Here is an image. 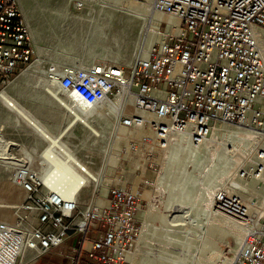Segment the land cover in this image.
<instances>
[{
  "label": "built area",
  "instance_id": "2783aa9c",
  "mask_svg": "<svg viewBox=\"0 0 264 264\" xmlns=\"http://www.w3.org/2000/svg\"><path fill=\"white\" fill-rule=\"evenodd\" d=\"M83 5L75 3L76 9ZM151 8L177 18V32L165 34L168 24L160 23L157 33L163 38L129 68L97 63L51 66L44 73L95 113L113 117V132L148 128L151 135L139 142L153 149L164 151L176 135L195 145L206 143L219 123L253 130L259 138L243 148L252 153L228 174L238 180L263 177L264 0H152ZM40 59L18 0H0V90ZM129 102L140 114L126 112ZM129 147L135 148L134 142ZM57 156L63 170L55 168ZM38 158L41 171L25 160L13 164V181L26 195L21 205L26 214L17 224L0 222V264H19L24 243L45 254L71 235L81 239L66 264H127L142 231L143 202L137 194L112 185L84 204L79 196L85 184L75 194L47 184L68 169L85 175L67 151H41ZM72 179V174L65 177L67 183ZM213 209L246 229L229 264H264V212L253 217L225 183L214 191ZM27 213L37 222L33 228L23 225Z\"/></svg>",
  "mask_w": 264,
  "mask_h": 264
},
{
  "label": "rangeland",
  "instance_id": "374dc122",
  "mask_svg": "<svg viewBox=\"0 0 264 264\" xmlns=\"http://www.w3.org/2000/svg\"><path fill=\"white\" fill-rule=\"evenodd\" d=\"M76 1L18 0L23 17L21 3L28 7L32 14L30 23L25 20L28 27L29 24H31V27L41 26L45 30V34L52 37V39L46 38L41 43L35 44L36 49L41 54L40 60L42 61L29 67L0 91H4L10 101L24 109L29 118L56 137L55 152L67 151L73 160L85 164L92 173L99 175L98 182L90 181L83 187L79 196L82 203L85 204L94 195L96 198L98 194L103 196L105 191L112 185H120L132 190L142 200V208L138 214L139 220L142 222V229L148 213H156L162 218L161 223L150 220L149 235L145 240H142L143 231H141L139 238L134 243L129 254L134 255L136 264H144L145 262L149 264L148 261L152 264H218L214 258L206 262L210 258L208 246L211 240L215 243L214 248L216 247L219 253L224 254L229 259L225 264H229L237 250L236 239L235 237L219 239L210 235V230L215 225L213 223V212L207 209L205 205V199L208 198L207 188L209 187L206 180L209 175L224 169L229 165L227 163L231 162L230 156L222 149V143L226 144L227 150L233 148L231 142L224 141L221 133L223 129L245 127L229 123L217 124L215 128L220 134H215L213 142L203 146L200 152H196L190 158V161L187 160L188 163L183 164V173L188 176L194 186L190 197L186 199L184 195H179L172 198V186L165 178L167 167L165 152L139 142L142 135H151L148 128L142 129V133L134 137H129L127 135L129 130H125L126 137L116 139L112 131L114 118L105 113H94V116L90 118V123L97 133H93L83 124L74 121L71 111H68L61 103L68 102L65 92L57 89L55 84H50L53 79L44 73V70L51 66L58 68L86 67L97 63H109L129 68L138 56L137 53L140 50L142 41L145 36H148L146 30L149 27L147 26L149 21H147V18L130 21L119 10L113 15H104L106 7L104 2H111V0H103L104 2L84 0L81 9H76ZM122 1L125 4L133 2L140 7L144 2V0ZM160 23L164 24L165 22ZM102 24L104 26L100 27L104 37L117 39H115V43H109L107 47L95 46L90 48L89 38L92 31ZM163 28L162 25L160 29ZM78 35L83 37L81 47L76 50H69L68 43ZM152 37L153 42L148 44V51L145 55L157 42V36L152 35ZM161 38L163 37L158 36V41ZM35 69L36 71H34ZM47 89L53 90L55 95L47 93ZM61 133L63 134L60 135ZM0 140V176L5 181L12 184L13 164L11 162L15 160V162L25 160L33 169L41 171L38 156L48 146V142L34 132L24 117L17 116L3 102H0ZM129 140L134 142L135 148L129 147V144H131ZM3 141L4 143H13V145L5 147ZM241 142V148H244L247 143ZM21 148L24 150H20ZM192 158L195 160H192ZM245 160H247V157L242 158L241 163L240 161L235 162L234 165L242 164L246 162ZM62 161L63 159L57 156L55 168L63 170ZM228 171L219 173L222 180L217 187L222 183L230 185L231 180H235L240 184L241 182L251 184L261 192L258 196H253L249 200L250 202L244 199V203L250 206V210L256 208V206H259V210L263 208L264 185L259 184L254 179H232L233 177L228 174ZM62 176L63 172L55 178L60 179ZM145 181H149L150 185L145 186ZM12 185L16 188L14 196L0 195V210L3 211L0 218L6 220L9 224H17L20 222L19 217L26 214L21 209L26 195L20 187L15 186V184ZM169 188L170 190H168ZM166 197H168V202ZM100 202L104 204L103 198H100ZM195 206L198 207L195 208ZM157 209L159 210L157 211ZM219 215L221 216L218 218L221 219L224 216L223 214ZM28 219L29 221H24L23 225L27 228L35 227L37 222L31 214H28ZM155 230L156 232H154ZM221 230L222 232L226 231L225 228ZM170 240L173 241L170 242ZM127 264H130L128 260Z\"/></svg>",
  "mask_w": 264,
  "mask_h": 264
},
{
  "label": "bare ground",
  "instance_id": "6f19581e",
  "mask_svg": "<svg viewBox=\"0 0 264 264\" xmlns=\"http://www.w3.org/2000/svg\"><path fill=\"white\" fill-rule=\"evenodd\" d=\"M80 1H84V0H80ZM100 1H103V0H100ZM151 2H152V0H144V2L141 5L142 7H140L139 5H137L133 2H129V3L125 4L122 0H111V2L110 1L104 2L106 4L104 15H106V14L107 15H113L117 10H119L123 13V15L126 17V19H128V20L130 19V21L135 20V19H139V18H143V19L147 18V21H149V24L147 25L149 27L146 30L148 36L147 37L145 36L144 40L141 43L142 45L140 47V50L137 53L138 56H143V57H146V55H148V54L145 55V53H147V51H148L147 50L148 44L153 42L152 35L157 36L156 41H158V36L163 37L162 35H158V33H157V29H158L160 22L164 21L165 23L168 24L165 34L171 33V32L176 33L178 25H179V20L177 18L172 17V16L167 15V14H161V13L154 12L153 9L150 7ZM21 6L23 9V14H24L25 20L28 23H30L29 21L32 18L31 17L32 14H31L29 8L26 7L23 3H21ZM100 26H104V25L103 24L98 25V27H95L92 31L91 37L89 38V47L90 48L95 47V46L107 47V45L109 43H112V42L115 43V39H117V38L111 39V38L104 37V35L102 33V28ZM29 27H30V32H31V36H32L34 44H39L46 38L52 39V37L45 34V30L41 26L31 27V24H29ZM82 43H83V37H82V35H78L68 43V49L69 50L79 49L81 47ZM39 55L41 56L40 53H39ZM34 71H36V69ZM51 83L55 84L57 89H60L63 92H65V95L67 97L68 102H61V103H62V105H64L67 108L68 111H71L70 113H72L74 121L83 124L89 130H91L93 133L96 134L97 131L94 129V127L90 123V118H92V116H94L95 109H93L92 107H89L87 104L83 103L79 98L75 97L74 95L67 93L65 90H63L59 86L57 81L53 80L52 82H50V84ZM50 84H48V85H50ZM52 87H53V85H52ZM46 92L51 94V95H55V92L51 89H47ZM58 101H59V99H58ZM0 102L5 103L7 105V107L12 112H14L17 116L24 117L27 120L28 125L34 130V132H36L43 140L48 142V146L43 150L44 152H53L54 153V150H55L54 146L57 145V140H56L55 136H53L51 133H49L47 130L43 129L39 124H37L31 118H29L26 115L24 109H22L20 106H18V104L10 101V98L7 96V94L4 91H0ZM125 108H126V112L130 115L131 114H140V112L135 109V107L133 106V104L131 102H129ZM125 130H129V131H127L129 133L127 134ZM65 131H67V130H65ZM113 133H114L116 139L125 138L126 134L129 135V137H134V136H138V135H140V133H142V127L133 128V129H124V128H118L117 127ZM221 133L223 135L224 141L226 140L227 142H231V146L233 147L231 150H227L226 146H225L226 144L222 143V146H223L222 149L224 152H226L230 156L231 162L230 163L228 162L227 165L228 164L229 165L224 167V169L218 170V172L215 171L214 173H212L211 175L208 176L207 180L205 179L206 183L209 185V187L207 188L208 192L206 191L208 193V198L205 199V205H206L207 209H210L213 212V217H214L213 223L215 226L212 228V230H210V235H212L213 237L215 236L219 239H224L225 237H235V239H236L235 241H236L237 248H238V246L241 243V239L244 238V235L246 233V229L242 226V223H239V222L235 221L234 219H231L225 215L224 216L222 215L223 216L222 219L218 218L221 216V215H219L221 213H219L217 210L213 209V207H212L213 206V194H214L213 192H214V189L217 187L218 184H220V182L222 180V177H220L221 174H219V173L224 172L226 170L231 171L232 169H236L238 165L235 166L234 163L240 161L242 158H246V157L248 158V156L252 153L253 149L252 150L250 149L246 152V150L244 151V149L241 148L242 147L241 141H244L246 143H250L251 141L254 142L256 139L259 138V135L257 134V132H255L253 130L245 129L242 127H234L232 129L226 128V129H223V131ZM62 134L63 133H61L60 135H62ZM145 134H147V133H145ZM215 134H217V135L220 134V132H218L217 128H215L212 131L211 137H210V139H208L206 141V143L199 144V145L198 144L197 145L192 144L191 142H189V140L186 137L180 136V135H176L170 140L167 148L164 149V152H165L164 156H166V162H167L166 177L165 178H167L169 184L172 186V189H171L173 191V193L171 192L172 198L177 197L179 195H184L185 196L184 198H186V199H188L190 197V195L194 189V186H193V183L188 178V176L185 175V173H183V170H182L183 164H185L186 162L188 163V161H190V158L193 157L196 152H200V150H201V148H203V146H206L207 144L213 142ZM2 143L5 147H10L13 145V143H10V142L4 143V141H3ZM219 144H221V143H219ZM61 146H64V145H61ZM20 150H24V149L21 148ZM211 152H213V151H211ZM193 159L194 158H192V160ZM15 161L11 162V164H14ZM76 163L78 164L77 166H78V169L80 171L85 170L84 176H82L81 173L78 174L77 172H75L74 169H68V171L63 172V176L60 179L55 178L53 180L51 179V180L47 181V184L50 186V188H52V189L65 188L64 191L67 194H75V192L79 188L82 187V185H81L82 183L87 185L90 181H95V183L98 182V176H99L98 174L92 173L85 166V164H83L77 160H76ZM240 163H241V161H240ZM184 167H186V166H184ZM67 174L73 175L72 182H70V183H67L65 181V177L67 176ZM254 180H256L259 184L264 185V176L260 177L258 179H254ZM223 181H225V180H223ZM229 183H230L231 188H233L234 190H238L235 192L241 198H243V201L245 199V201L250 202L249 200H251V198L253 196H258L260 194L259 192H261V191H258L256 189V187L252 186L251 184L242 183V182L240 184L239 182H237L235 180H231ZM12 184H15V182L13 181V178H12ZM12 184L8 183L7 181H5V179L3 177L0 176V195L6 196V197L7 196H14L16 194V188ZM15 186H17V185L15 184ZM170 188L168 190H170ZM257 188H258V186H257ZM164 189H165V187H164ZM105 193H106V191H105ZM168 194H170V193L168 192ZM203 194H204V192H203ZM197 195L199 196V194H197ZM163 197H164V195H163ZM180 197H183V196H180ZM166 198H167V202H168V197H166ZM174 202H176V201H174ZM197 202H200V201H197ZM100 203L103 204L102 202H100ZM246 206L248 208V211L250 212V214H252L253 217H258V215H260L264 211V207L259 210V206H256V208H251V210H252L251 211L250 206H248V205H246ZM197 207L195 206V208H197ZM159 209H160V207H159ZM159 209H157V211ZM1 215H3V211L0 210V216ZM0 219H1L0 222H4V223L9 225V223L6 220H2V218H0ZM150 220L160 222V223L163 221L162 218L158 214H156V213L149 214L148 213L146 215L144 227L142 229V231H143L142 240H145L147 235H149L148 228H149V223H150L149 221ZM224 228L226 229V231L222 232L221 229H224ZM168 231H170V230H168ZM154 232H156V230ZM205 232H206V230H205ZM161 237L163 238V236H161ZM167 238H168V236H167ZM201 238H203V237L201 236ZM172 241L173 240H170V242H172ZM212 241L213 240H211V243H209V246H208V250L210 249V258L208 260H206V262H208V261H210V259L214 258V260L216 259L218 264L227 263V261L229 259L226 256H224V254L219 253L218 250H216V247L214 248L215 243H214V241L213 242ZM26 248H28V245H27V243H24L22 251ZM206 251H207V249H206ZM21 254H22V252H21ZM130 254H127L126 259L130 262V264H136L134 255H130ZM211 261H213V260H211ZM148 263L152 264L150 261H148ZM144 264H146V262ZM173 264H175V263H173Z\"/></svg>",
  "mask_w": 264,
  "mask_h": 264
},
{
  "label": "crops",
  "instance_id": "0c3cea01",
  "mask_svg": "<svg viewBox=\"0 0 264 264\" xmlns=\"http://www.w3.org/2000/svg\"><path fill=\"white\" fill-rule=\"evenodd\" d=\"M80 239L79 235H71L63 245L45 254L26 248L22 251L19 264H66L72 248L78 247Z\"/></svg>",
  "mask_w": 264,
  "mask_h": 264
}]
</instances>
